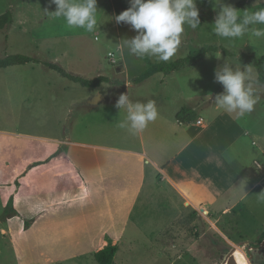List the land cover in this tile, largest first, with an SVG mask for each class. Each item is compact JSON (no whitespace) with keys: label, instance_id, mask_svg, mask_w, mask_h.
Here are the masks:
<instances>
[{"label":"rangeland","instance_id":"1","mask_svg":"<svg viewBox=\"0 0 264 264\" xmlns=\"http://www.w3.org/2000/svg\"><path fill=\"white\" fill-rule=\"evenodd\" d=\"M225 2L239 10L264 6L256 0ZM196 4L201 27L185 26L182 43L168 62L210 46H224L234 54L209 52L187 63L171 74L168 91L184 89L179 103H200L196 112L206 116L214 111L210 99L223 92L215 70L227 59L241 70L252 66L257 81V68L240 56L264 55V39L216 36L212 25L218 7L209 0ZM129 6V0H97L98 25L88 33L68 29L63 18L49 17L44 11H55L49 0H0V15L13 13V24L0 32V58L37 56L87 79L110 77L93 88L42 63L0 69V264H99L96 253L109 245H118L113 264H264V241L257 244L264 231V182L248 195L256 218L243 214L242 207L211 219L189 211L178 223L182 235L170 239L162 231L167 222L133 219L132 191L127 201L115 197L117 186L132 189L137 166L133 157L111 149L138 146L136 133L117 127L125 113L119 114L116 100L129 88L132 98L137 96L131 92L133 79L150 62H160L137 58L119 46L137 34L114 18ZM154 86L155 80L136 87L141 94ZM256 91L253 112L238 119L252 132L246 159L250 185L264 178V86L257 82ZM103 94L107 99L95 104ZM234 247V258L226 260Z\"/></svg>","mask_w":264,"mask_h":264},{"label":"crops","instance_id":"2","mask_svg":"<svg viewBox=\"0 0 264 264\" xmlns=\"http://www.w3.org/2000/svg\"><path fill=\"white\" fill-rule=\"evenodd\" d=\"M171 74L160 72L144 83H135L131 92L138 94L133 98L131 88L128 89L133 101L155 99L159 117L144 131L136 133L137 147L111 149L133 157L137 166V179L132 189L117 186L115 197L127 201L132 191L133 219L167 222L162 226V231L164 237L169 239L182 235L183 229L178 223L188 218L189 211L198 217L211 219V216H227L242 207L243 214L249 213L256 218L248 203V195L255 186L264 182V178L253 185L248 182L246 159L248 137L252 132L244 121L218 109L215 104L214 111H208L206 116L197 113L195 121H178L176 113L187 106L179 103L186 92L179 87L173 94L168 91ZM153 80L156 83L153 90L141 91V94L137 92L140 85ZM214 100L212 97L209 104L212 105ZM60 102L63 105L66 103L62 99ZM188 107L195 111L202 108L200 103ZM205 111L203 109L201 112ZM199 119L202 124H198ZM251 140L252 145H257L256 139ZM70 153L68 151V157ZM260 166L264 167V164ZM251 176L255 177L256 174L253 172Z\"/></svg>","mask_w":264,"mask_h":264},{"label":"clouds","instance_id":"3","mask_svg":"<svg viewBox=\"0 0 264 264\" xmlns=\"http://www.w3.org/2000/svg\"><path fill=\"white\" fill-rule=\"evenodd\" d=\"M218 7L213 33L221 38L235 41L245 35L264 39V6L239 10L225 0H209ZM55 11L46 12L49 17L63 18L68 29H84L88 33L98 25L97 0H49ZM255 4L264 5V0ZM129 7L116 15L115 21L130 25L136 31L132 38L122 39L119 46L137 58H155L167 62L182 43L185 26L195 30L201 25L196 0H129ZM235 65V67H233ZM215 81L223 86V92L215 96L218 109L235 114L237 119L253 112L258 103L257 81L252 66L233 64L227 59L215 70ZM115 107L119 114L124 111L123 120L117 127L132 133H140L159 117L155 99L133 101L129 93H121ZM264 194V193H261Z\"/></svg>","mask_w":264,"mask_h":264},{"label":"trees","instance_id":"4","mask_svg":"<svg viewBox=\"0 0 264 264\" xmlns=\"http://www.w3.org/2000/svg\"><path fill=\"white\" fill-rule=\"evenodd\" d=\"M199 18L202 24L203 18L202 17ZM12 24H13V13L11 11H7L0 15V32ZM200 27L201 25L198 26V28ZM209 52H222L224 53V55L227 56L234 54L224 46L206 47L200 50L191 51L186 57L177 59L172 62H168V61L167 62L160 61L157 63L150 62L147 69L142 74L135 77L133 80L135 83H142L160 72L165 74H171L179 70L180 68L184 67L187 63L204 59ZM144 59H148V57H145ZM240 60L245 62H250L257 68L258 70L257 82L262 86H264V55L252 57L247 54H242L240 56ZM28 63H42L47 68L51 70H55L62 76L68 78L69 80L73 82H77L85 87L97 88L100 87L102 83L110 81V77L104 75H99L98 77L93 79H87L80 75H76L68 72L64 67H62L58 63L46 61L41 59L40 57L30 56L25 54H8L5 55L4 57H1L0 69L8 68L11 66L25 65ZM196 117H197V112L188 106L182 107L176 113V119L184 123L195 121ZM263 241H264V231L260 235L257 244H261ZM116 252H117V246L109 245L96 253V259L99 264H113Z\"/></svg>","mask_w":264,"mask_h":264},{"label":"water","instance_id":"5","mask_svg":"<svg viewBox=\"0 0 264 264\" xmlns=\"http://www.w3.org/2000/svg\"><path fill=\"white\" fill-rule=\"evenodd\" d=\"M103 99H104V97H102V96H98V97L95 99L94 103L97 104L100 100H103ZM234 252H235V248H233V249L231 250V252L228 254L226 260H227V259H230V258H234ZM223 264H226V263H223Z\"/></svg>","mask_w":264,"mask_h":264},{"label":"built area","instance_id":"6","mask_svg":"<svg viewBox=\"0 0 264 264\" xmlns=\"http://www.w3.org/2000/svg\"><path fill=\"white\" fill-rule=\"evenodd\" d=\"M111 58H112V60H113L114 62L116 61L115 58L113 57V54H112ZM197 122H198V124H202V120H201V119H199Z\"/></svg>","mask_w":264,"mask_h":264}]
</instances>
